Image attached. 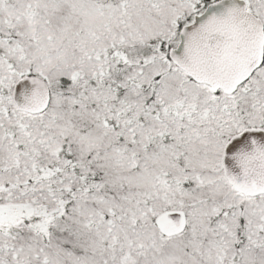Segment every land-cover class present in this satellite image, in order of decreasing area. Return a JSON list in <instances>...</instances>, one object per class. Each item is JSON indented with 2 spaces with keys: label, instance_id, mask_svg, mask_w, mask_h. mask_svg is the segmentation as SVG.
Wrapping results in <instances>:
<instances>
[{
  "label": "snow or ice",
  "instance_id": "1",
  "mask_svg": "<svg viewBox=\"0 0 264 264\" xmlns=\"http://www.w3.org/2000/svg\"><path fill=\"white\" fill-rule=\"evenodd\" d=\"M0 264H264V0H0Z\"/></svg>",
  "mask_w": 264,
  "mask_h": 264
}]
</instances>
